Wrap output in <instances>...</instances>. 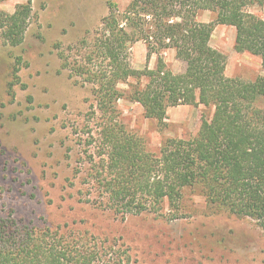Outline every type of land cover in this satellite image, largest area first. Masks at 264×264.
Returning <instances> with one entry per match:
<instances>
[{
  "label": "trees",
  "instance_id": "trees-1",
  "mask_svg": "<svg viewBox=\"0 0 264 264\" xmlns=\"http://www.w3.org/2000/svg\"><path fill=\"white\" fill-rule=\"evenodd\" d=\"M262 4L264 0H131L119 11L109 2L94 36L80 41L83 50L73 60L59 52L69 76L91 86L101 121L95 137L89 135L93 150L87 153L86 174L101 205L137 215L158 212L167 202L176 218L183 190L199 186L210 204L251 218L264 233V108L256 105L264 97V76H226V56L209 44L216 24L232 26L235 51L258 56L264 68V19L248 9ZM202 10L212 12L213 20L198 21ZM29 14L30 0L12 13L0 9L6 42L22 41ZM137 40L146 43L147 56L173 49L184 70L173 73L161 57L153 69L132 68L128 50ZM122 83L128 89H120ZM120 99L137 102L144 116L158 124H164L166 109L178 104L212 106L213 112L193 137L168 138L152 152L119 119ZM0 264L135 261L119 242L61 227L34 230L5 217L0 219Z\"/></svg>",
  "mask_w": 264,
  "mask_h": 264
},
{
  "label": "rangeland",
  "instance_id": "rangeland-1",
  "mask_svg": "<svg viewBox=\"0 0 264 264\" xmlns=\"http://www.w3.org/2000/svg\"><path fill=\"white\" fill-rule=\"evenodd\" d=\"M27 1L4 0L0 9L12 13ZM130 1L30 0L22 41L11 45L0 32V219L116 241L135 264H264V233L255 221L210 204L199 186L183 190L176 218L167 202L158 212L122 215L100 204L86 177L87 153L93 150L89 135L95 137L101 121L91 86L69 76L58 54L73 60L83 50L80 41H90L99 29L108 3L123 11ZM248 9L264 19V4ZM213 17L202 10L197 20ZM234 38V27L216 24L209 40L226 56L225 75L264 76L260 58L235 51ZM160 57L173 73L185 68L173 49L147 56L146 43L137 40L128 50L134 69H153ZM118 87L128 89L123 83ZM256 105L264 108V97ZM117 111L125 127L157 152L168 138L193 137L213 107L170 106L164 124L145 117L142 107L127 99L117 102Z\"/></svg>",
  "mask_w": 264,
  "mask_h": 264
}]
</instances>
